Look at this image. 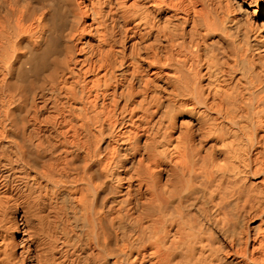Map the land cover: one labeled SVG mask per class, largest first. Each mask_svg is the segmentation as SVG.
<instances>
[{"label":"bare ground","instance_id":"1","mask_svg":"<svg viewBox=\"0 0 264 264\" xmlns=\"http://www.w3.org/2000/svg\"><path fill=\"white\" fill-rule=\"evenodd\" d=\"M0 264H264V0H0Z\"/></svg>","mask_w":264,"mask_h":264}]
</instances>
